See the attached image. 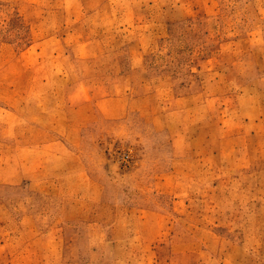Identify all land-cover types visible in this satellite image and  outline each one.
<instances>
[{
	"label": "rangeland",
	"instance_id": "374dc122",
	"mask_svg": "<svg viewBox=\"0 0 264 264\" xmlns=\"http://www.w3.org/2000/svg\"><path fill=\"white\" fill-rule=\"evenodd\" d=\"M0 264H264V0H0Z\"/></svg>",
	"mask_w": 264,
	"mask_h": 264
}]
</instances>
